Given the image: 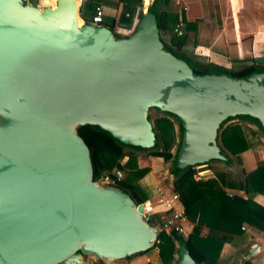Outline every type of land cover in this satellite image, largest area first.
Returning a JSON list of instances; mask_svg holds the SVG:
<instances>
[{"label": "water", "instance_id": "1", "mask_svg": "<svg viewBox=\"0 0 264 264\" xmlns=\"http://www.w3.org/2000/svg\"><path fill=\"white\" fill-rule=\"evenodd\" d=\"M152 3L141 0L118 36L84 21L74 0H0V264H111L156 244L160 230L142 204L92 180L80 127L148 150L154 109L181 131L175 170L196 173L224 167L217 138L226 121L251 120L264 142V71L195 72L192 53L187 62L164 45ZM171 264L196 263L174 241Z\"/></svg>", "mask_w": 264, "mask_h": 264}, {"label": "trees", "instance_id": "2", "mask_svg": "<svg viewBox=\"0 0 264 264\" xmlns=\"http://www.w3.org/2000/svg\"><path fill=\"white\" fill-rule=\"evenodd\" d=\"M26 1L36 5V0ZM132 1L135 11L136 8L141 7V0ZM143 1L146 6L145 0ZM150 10L157 16V27L160 33L167 35L169 42L164 44L166 47L178 49L187 43L186 33L195 27V23H188L183 18H179L170 9L169 0H153ZM134 14L136 15V12ZM91 16L82 18L88 22ZM120 19L123 25L120 28L126 30L131 27L133 22L131 13L128 15L123 13ZM178 23L182 24L180 36L173 32ZM102 25L109 27L114 35L117 34L112 23L102 21ZM174 55L187 60L177 52H174ZM196 59V56L190 58L195 72L229 71L213 64L203 65L195 62ZM253 70L263 71L264 69L257 68V66L246 67L237 70L236 74L246 75ZM153 124L156 133L155 146L145 151L144 155H139L137 148L124 146L109 134L94 127L83 126L77 129L78 136L89 151L92 180L96 181L107 176L108 179L114 181L112 172L120 168L122 177L116 182V187L129 195L136 204H142L147 200L138 181L149 172V168L141 167L139 161L142 158H159L164 163H171L169 173L174 177L169 184L171 190L178 195L183 213L191 227L190 231L180 236L172 232L160 231L154 247L137 254L138 256H148L156 250L157 264H171L174 241H176L184 246L196 264H217L224 244H234L245 240L247 234L241 230L243 224L248 225L257 233L264 234V207L254 201L257 196L264 197V160L257 161L255 169L249 173L239 169L241 153L248 150L255 151L260 147L264 148L259 140L262 135L258 127L256 126L257 130L252 128V126L255 127V123L247 118H241L226 122L220 127L217 144L221 153L226 157L225 166L236 169L238 177L228 171L213 170L212 177L206 179H195L194 167L175 170L174 163L171 161V151L177 138L174 129L175 120L162 114L153 120ZM121 161H124L123 166H120ZM148 222L158 225L157 216L148 215ZM203 228L206 230L204 234H202ZM146 264L154 263L148 261ZM243 264L251 263L244 261Z\"/></svg>", "mask_w": 264, "mask_h": 264}, {"label": "crops", "instance_id": "3", "mask_svg": "<svg viewBox=\"0 0 264 264\" xmlns=\"http://www.w3.org/2000/svg\"><path fill=\"white\" fill-rule=\"evenodd\" d=\"M150 1L145 0L146 5ZM95 6L102 9V21L112 23L116 31L128 30L120 28L123 26L120 23L123 13L127 15L131 13L132 21L140 13V7L134 10L132 0H127L124 5L120 4L119 0H84L80 6L81 17L89 18ZM169 7L185 22L196 24L186 33L187 43L178 49L174 48L178 53L192 52L193 56L205 58L208 64L224 69H228L232 63L252 62L253 58L264 57V0H169ZM160 34L164 44H167L169 42L167 35ZM252 128L257 130L256 125ZM259 140L264 145L261 137ZM239 158V169L249 173L255 169L257 161L264 160V148L245 151L239 155ZM147 159L139 161V165L145 162L146 165L142 167H148L149 172L138 181V185L147 197L144 204L150 215L161 210L156 203L155 194L148 191L151 192V186L155 188L159 183V179L154 178V165L163 162L159 158ZM213 170L228 171L238 177L236 169L226 167L224 164L223 168L212 167L207 172L197 174L196 178H210ZM166 189L171 190V187ZM229 194L231 195L230 192ZM254 201L264 207V197L257 196ZM246 226L247 229L242 230L247 234L245 240L234 244H224L217 264H231L245 256L247 258L243 262L264 264V234L257 233L248 225ZM190 228L189 225L187 233ZM205 232L203 228L202 234Z\"/></svg>", "mask_w": 264, "mask_h": 264}, {"label": "built area", "instance_id": "4", "mask_svg": "<svg viewBox=\"0 0 264 264\" xmlns=\"http://www.w3.org/2000/svg\"><path fill=\"white\" fill-rule=\"evenodd\" d=\"M37 5L42 7L40 4V0H36ZM84 2V0H80V4ZM120 4H125V0H119ZM102 17L103 12L101 7L95 6L93 8V14L90 18L91 23L101 25L102 24ZM181 23H178L175 25L173 32L180 36L182 34L181 32ZM124 165V161L120 162V166ZM197 174L195 176V179H197ZM112 175L114 177V181H111L108 179V177H104V180L110 181V182H118L122 177V170L120 168L115 169L112 172ZM154 194L156 196V203L161 207V210L154 213L157 216V223L158 228L160 231L164 232H172L177 236L180 235H186L187 229L189 228V222L186 218V216L183 213L182 206L179 202L178 195L174 193L172 190H168L165 187L162 186H156L154 188ZM143 206V212L149 215L148 208L145 206L144 203H142ZM151 215V214H150ZM247 229L246 225L241 226V230Z\"/></svg>", "mask_w": 264, "mask_h": 264}, {"label": "rangeland", "instance_id": "5", "mask_svg": "<svg viewBox=\"0 0 264 264\" xmlns=\"http://www.w3.org/2000/svg\"><path fill=\"white\" fill-rule=\"evenodd\" d=\"M25 3H27L28 1L24 0ZM36 4H37V1H36ZM51 5V4H50ZM80 18V17H79ZM80 21V20H79ZM80 23H82L80 21ZM124 30H118L116 31L117 35L118 36H123L124 34ZM192 53V52H191ZM179 55L181 54L182 56L186 57L187 54L189 53H184V52H181V53H178ZM186 61H188L189 58L186 57ZM252 62H239V63H232L231 65H229L230 67L227 69V70H231V71H237L238 68L242 67V66H249L251 65ZM257 68H261L262 70L264 69V66H260V65H257ZM264 71V70H263ZM159 115H162L158 112H156L154 109H149L148 110V118H150V121L153 122V120L158 117ZM228 122V121H226ZM225 122V123H226ZM232 122V121H230ZM229 123V122H228ZM176 133H177V143L175 144V146L173 147L172 151H171V155L174 154V152L176 151V149L178 148L179 146V141H180V137H181V131L180 129L177 127L176 128ZM137 150H139L138 154L139 155H144L145 154V149H140V148H137ZM149 150V149H148ZM142 161H146L148 160L147 158H142L141 159ZM161 160V159H160ZM162 161V160H161ZM163 162V161H162ZM143 165H146L145 162L143 163ZM142 164H140V166L142 167L143 166ZM154 168H155V173H154V178H157L159 179V183L157 184V186H162V187H165V188H168L170 187L169 183V171L171 170V163H170V166L168 167L166 165V163H157V165H154ZM149 193H154V187L151 186V192L148 191ZM155 256H156V250H154L150 255L148 256H138V255H134L132 256L129 260H124V261H118V263L115 262V264H146L148 261H151L153 260V263L154 264H157L156 260H155ZM84 262L85 264H105V263H102V262H99V261H94L93 259L91 258H84ZM112 264V263H111Z\"/></svg>", "mask_w": 264, "mask_h": 264}, {"label": "bare ground", "instance_id": "6", "mask_svg": "<svg viewBox=\"0 0 264 264\" xmlns=\"http://www.w3.org/2000/svg\"><path fill=\"white\" fill-rule=\"evenodd\" d=\"M153 1V0H151ZM150 1V2H151ZM143 4H144V1L142 0ZM149 2V3H150ZM148 3V4H149ZM40 4L42 7H51V8H55V0H40ZM51 4V5H50ZM74 4L76 6V8L80 5V0H74ZM147 4V5H148ZM77 22L80 24V21L77 20Z\"/></svg>", "mask_w": 264, "mask_h": 264}, {"label": "flooded vegetation", "instance_id": "7", "mask_svg": "<svg viewBox=\"0 0 264 264\" xmlns=\"http://www.w3.org/2000/svg\"><path fill=\"white\" fill-rule=\"evenodd\" d=\"M194 60V59H193ZM203 64V63H202ZM204 65V64H203ZM254 66H256V65H254ZM246 67H252V64L251 65H249V66H242V67H240V68H238V70L239 69H243V68H246Z\"/></svg>", "mask_w": 264, "mask_h": 264}]
</instances>
